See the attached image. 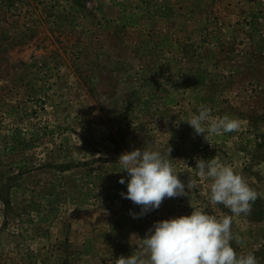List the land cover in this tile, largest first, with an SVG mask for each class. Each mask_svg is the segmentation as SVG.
I'll use <instances>...</instances> for the list:
<instances>
[{
  "label": "rangeland",
  "instance_id": "1",
  "mask_svg": "<svg viewBox=\"0 0 264 264\" xmlns=\"http://www.w3.org/2000/svg\"><path fill=\"white\" fill-rule=\"evenodd\" d=\"M201 105L240 128L206 140ZM143 147L196 183L134 218L117 161ZM215 156L257 191L248 213L211 202L195 166ZM194 209L233 215L264 264V0H0V264H116Z\"/></svg>",
  "mask_w": 264,
  "mask_h": 264
},
{
  "label": "clouds",
  "instance_id": "2",
  "mask_svg": "<svg viewBox=\"0 0 264 264\" xmlns=\"http://www.w3.org/2000/svg\"><path fill=\"white\" fill-rule=\"evenodd\" d=\"M211 108L201 105L198 112L186 120L194 132L203 135L221 134L238 130L241 121L228 115L214 117ZM153 145L157 142L151 141ZM172 149L162 153L158 148H134L122 152L118 163L127 177L120 183H127L125 198L141 205L134 218L158 209L166 197L187 195L196 181L190 178L187 185L176 173L171 157ZM197 175L211 179L210 200L222 203L234 215L246 214L258 193L230 165L220 162L217 156L196 158ZM233 215L217 217L200 209L190 215H181L156 221L142 238V251L129 256L121 255L116 264H259L254 252L237 253L232 241L240 242L233 233Z\"/></svg>",
  "mask_w": 264,
  "mask_h": 264
}]
</instances>
